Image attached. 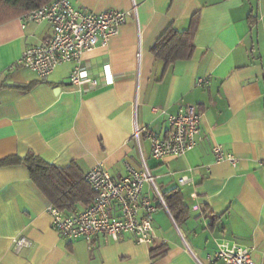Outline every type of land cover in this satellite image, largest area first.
I'll return each instance as SVG.
<instances>
[{
	"label": "crops",
	"instance_id": "crops-1",
	"mask_svg": "<svg viewBox=\"0 0 264 264\" xmlns=\"http://www.w3.org/2000/svg\"><path fill=\"white\" fill-rule=\"evenodd\" d=\"M70 1L93 13L132 11L106 48L82 56L81 69L93 77L108 64L113 83L90 91L71 85L73 62L44 79L13 67L51 27L21 16L0 24V161L33 154L59 167L75 163L83 174L102 163L118 179L127 164L141 168V154L152 160L159 192L179 190L187 214L175 221L158 206L150 245L129 234L66 241L52 229L51 203L27 168L0 165V264H223L209 261L220 242L251 247L255 264H264V0ZM194 16L193 55L165 67L151 47L169 26L188 30ZM183 104L200 114L195 148L153 159L148 139L140 138V148L133 139L134 128L163 137L168 115ZM214 145L237 165L216 162ZM143 193L157 204L147 184ZM19 237L30 244L16 249ZM153 246L167 253L152 261Z\"/></svg>",
	"mask_w": 264,
	"mask_h": 264
},
{
	"label": "built area",
	"instance_id": "built-area-1",
	"mask_svg": "<svg viewBox=\"0 0 264 264\" xmlns=\"http://www.w3.org/2000/svg\"><path fill=\"white\" fill-rule=\"evenodd\" d=\"M132 11L107 10L93 13L78 8L70 0H53L21 16L24 23L46 22L51 27V35L37 45L27 47L13 67L32 71L39 79L46 78L59 64H75L69 75L71 85L83 90H96L103 84L113 83L110 66H102L101 77H93L80 67L83 54L93 49L106 48L116 37ZM102 81V83H101ZM205 80L199 79L197 85ZM168 130L160 137L149 129L134 128L132 137L140 148V138L144 135L150 144L151 157L160 160L166 157L178 158L193 150L200 135V114L195 106L180 105L178 111L168 115ZM216 162L237 165V158L223 151L220 145L213 146ZM141 156V168L126 165V175L115 179L102 163L84 174V180L94 196L88 205L63 212L50 205L47 209L51 227L66 241L90 239L104 234L118 240L125 234L131 235L138 244L150 245L154 241L153 214L158 206L165 203L145 161ZM180 183L187 182L182 176ZM147 184L157 204L143 193ZM197 209V207H195ZM16 249L28 246L30 242L19 237L14 241ZM253 248L235 243L220 242L209 261L223 264H255Z\"/></svg>",
	"mask_w": 264,
	"mask_h": 264
},
{
	"label": "trees",
	"instance_id": "trees-1",
	"mask_svg": "<svg viewBox=\"0 0 264 264\" xmlns=\"http://www.w3.org/2000/svg\"><path fill=\"white\" fill-rule=\"evenodd\" d=\"M51 1L53 0H0V24ZM196 26V16L192 18L191 27L184 32L179 33L169 26L153 44L151 53L162 61L165 67L178 60L190 59L194 52L193 35ZM16 163L23 164L27 168L33 183L47 197L52 206L63 212L88 205L93 199L94 193L75 163L59 167L33 154H28L24 158L13 156L0 161V165ZM161 196L175 221H178L179 213L187 212L179 190L161 193ZM166 253L167 248L163 246H153L149 250L152 261Z\"/></svg>",
	"mask_w": 264,
	"mask_h": 264
},
{
	"label": "rangeland",
	"instance_id": "rangeland-1",
	"mask_svg": "<svg viewBox=\"0 0 264 264\" xmlns=\"http://www.w3.org/2000/svg\"><path fill=\"white\" fill-rule=\"evenodd\" d=\"M145 162H146V166L149 168V172H150L151 176L154 177V176H153L154 174H153V172H152V169H150L152 160H150V159H145Z\"/></svg>",
	"mask_w": 264,
	"mask_h": 264
}]
</instances>
